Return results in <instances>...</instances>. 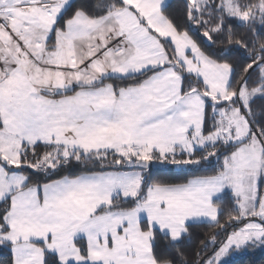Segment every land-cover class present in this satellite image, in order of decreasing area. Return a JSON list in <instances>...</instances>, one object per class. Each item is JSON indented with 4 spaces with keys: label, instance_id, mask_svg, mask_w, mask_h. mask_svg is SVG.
<instances>
[{
    "label": "snow or ice",
    "instance_id": "obj_1",
    "mask_svg": "<svg viewBox=\"0 0 264 264\" xmlns=\"http://www.w3.org/2000/svg\"><path fill=\"white\" fill-rule=\"evenodd\" d=\"M256 248L264 0H0L8 264H230Z\"/></svg>",
    "mask_w": 264,
    "mask_h": 264
},
{
    "label": "trees",
    "instance_id": "obj_2",
    "mask_svg": "<svg viewBox=\"0 0 264 264\" xmlns=\"http://www.w3.org/2000/svg\"><path fill=\"white\" fill-rule=\"evenodd\" d=\"M172 2L174 11H179L182 0H172ZM164 179L168 182H180L181 177L177 175V171H172L167 173ZM211 231V229L206 228L199 229V239H203L204 234L210 233ZM199 239H194L191 245L185 249L189 257L194 256L195 251L199 247ZM8 259V253L6 251H0V264H8ZM230 264H264V248H256L254 250L239 253Z\"/></svg>",
    "mask_w": 264,
    "mask_h": 264
},
{
    "label": "rangeland",
    "instance_id": "obj_3",
    "mask_svg": "<svg viewBox=\"0 0 264 264\" xmlns=\"http://www.w3.org/2000/svg\"><path fill=\"white\" fill-rule=\"evenodd\" d=\"M175 171H178V170H175ZM237 256H238V254H235V255H233L232 257H230V262H231L232 260H234Z\"/></svg>",
    "mask_w": 264,
    "mask_h": 264
}]
</instances>
